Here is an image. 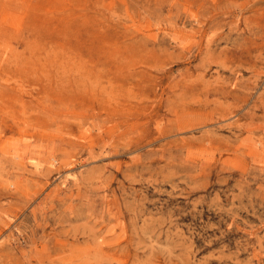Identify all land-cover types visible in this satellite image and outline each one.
<instances>
[{
    "label": "rangeland",
    "instance_id": "rangeland-1",
    "mask_svg": "<svg viewBox=\"0 0 264 264\" xmlns=\"http://www.w3.org/2000/svg\"><path fill=\"white\" fill-rule=\"evenodd\" d=\"M0 264H264V0H0Z\"/></svg>",
    "mask_w": 264,
    "mask_h": 264
}]
</instances>
